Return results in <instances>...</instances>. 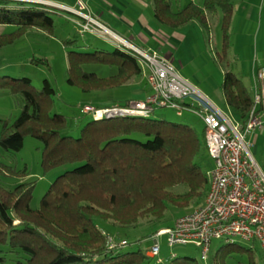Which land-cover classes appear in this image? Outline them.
I'll use <instances>...</instances> for the list:
<instances>
[{
    "label": "trees",
    "instance_id": "obj_1",
    "mask_svg": "<svg viewBox=\"0 0 264 264\" xmlns=\"http://www.w3.org/2000/svg\"><path fill=\"white\" fill-rule=\"evenodd\" d=\"M47 1L72 7L64 0ZM152 1L156 19L173 29L198 21L210 32V14L220 8L223 37L218 57L222 61L227 59L234 0H204L201 4L190 0L175 8V0ZM42 3L0 0V25L12 27L0 33V48L13 44L34 29L52 37L58 27L53 15L60 9L75 15L70 18L78 26L77 32L87 31L83 30L86 20L80 14ZM87 9L84 12L90 14ZM66 17L69 19L68 15ZM76 42L77 38L64 39L66 45H76ZM113 45V51L97 49L101 55L98 60L116 66L117 73L99 77L93 72H83L80 65L84 61L77 62L70 57L72 78L69 81L90 91L143 75L140 57ZM32 61L38 62L35 58ZM257 87L261 91L264 85L257 83L252 91L233 71H225L222 88L227 104L243 124L248 122L253 108L264 111V92L259 103L255 100ZM0 88H7L24 99L19 116L6 120L0 134V147L20 151L25 136L30 135L43 142L41 165L44 170L75 165L52 182L36 209L31 205L35 181L22 182L13 189L0 182L1 263H6L8 256L13 255L17 264H200L194 257L177 254L158 262L148 255V249L141 247L124 251L123 247L130 243L123 237L114 238L117 243L126 240V244L111 247L110 234L102 224L133 227L143 219L160 221L168 200L187 207L206 197L211 183L210 168L204 169L202 158L212 157L205 138V125L202 140L189 125L151 118L157 109L164 107L156 106L146 116L101 118L84 110L85 105L127 106L132 99L106 106L86 103L82 112L92 119L76 131L66 115L55 111L57 90L49 79H44L43 85L38 87L31 77L2 74ZM149 88L150 92L146 90L148 94L143 99L151 94L150 85ZM0 172L22 176V170L1 160ZM178 186H183L185 191H174ZM160 229L163 227L154 233ZM255 242L251 241L253 245ZM244 250L249 252L247 264H259L253 247L229 242L222 252L227 255ZM224 261L225 257H221L213 264H226Z\"/></svg>",
    "mask_w": 264,
    "mask_h": 264
},
{
    "label": "rangeland",
    "instance_id": "obj_2",
    "mask_svg": "<svg viewBox=\"0 0 264 264\" xmlns=\"http://www.w3.org/2000/svg\"><path fill=\"white\" fill-rule=\"evenodd\" d=\"M30 1L47 3V0ZM189 1L181 0V6ZM194 1L201 4L204 0ZM64 2L71 4L70 0H64ZM48 4L50 3L44 5L49 6ZM179 4L180 2L175 4L174 8ZM221 15L220 8L217 13L210 14V32L198 21L186 26L187 39L176 45L174 63L180 73L195 83L202 92L208 94L223 112L239 120L227 104L222 83L225 71L231 70L241 77L252 91L257 83L264 85V80L259 78L260 70H264V0H234L233 16L229 27L231 47L227 59L223 61L218 57L223 37ZM53 16L58 27L52 37L41 30L34 29L13 44L0 48V75L28 76L38 87L43 85L44 79H49L57 90L54 99L55 111L66 115L69 125L77 128L76 131L92 119L91 115L82 112V107L86 103L106 106L132 99L141 100L144 95L139 93L140 90L150 92L147 72L145 75L143 72V75L129 82L116 86L109 84L106 85L107 88L90 91H85L79 84H72L69 81L72 78L69 71L70 57H74L73 60L77 62L84 61L80 65L81 71L93 72L99 77H108L117 73L118 69L114 65L98 60L101 55L97 49L113 51L115 47L113 43L99 35L101 32L86 31L84 34L77 32L78 26L71 19L75 15L68 11L60 9L59 13ZM10 30L12 27L0 25V33ZM67 37L77 38L76 45H66L64 39ZM33 58L38 62H33ZM41 59L43 61L40 62ZM144 70L147 69L144 67ZM262 89L264 90V87ZM190 99L188 97V100ZM23 106L24 99L21 95L13 94L7 88H0V134L6 120L17 118ZM151 118L189 125L202 140L204 138L203 120L189 110H184L183 114H179L173 108H159ZM247 140L251 143L252 154L264 170V127L253 130L247 135ZM42 147L43 142L30 135L25 136L24 146L20 151H7L0 147V160L22 170L21 177L17 174L7 175L0 172V182L13 189L22 182L35 181L31 200L34 209L40 207L41 199L52 182L67 169L75 166L59 165L44 170L41 165ZM213 163L214 160L208 156L202 158L204 169L206 166L207 169L211 168ZM174 191L184 192L185 188L178 186L174 188ZM204 202L205 197L198 203L193 201L186 207L174 200H168L164 217L160 221L143 219L138 226L133 227H117L110 222H103L102 226L111 236L123 237L129 241L130 244L123 247L124 251H132L139 247L149 249L153 243L150 236L157 229L171 225L178 216ZM159 240L161 255L164 258L176 253L179 256L194 257L200 264H213L214 260L221 257H225L226 264H247L249 257V252L245 250L223 255L222 249L228 242L221 238L213 239L208 258L204 257L202 248L196 243L189 242L184 245L171 246L167 235L160 236ZM231 243H237L245 248L253 247L259 264H264V253L258 241L253 245L249 241L236 238ZM14 257L9 255L8 261L0 262V264H17Z\"/></svg>",
    "mask_w": 264,
    "mask_h": 264
},
{
    "label": "built area",
    "instance_id": "obj_3",
    "mask_svg": "<svg viewBox=\"0 0 264 264\" xmlns=\"http://www.w3.org/2000/svg\"><path fill=\"white\" fill-rule=\"evenodd\" d=\"M80 14L86 22L83 30L101 32V36L126 51L140 57L144 75L152 88L145 99L132 100L127 106L96 108L85 105L84 110L95 118L103 116H146L156 106L175 109L179 114L189 110L203 120L205 138L210 156L214 160L208 174L210 188L204 204L178 216L169 227L158 230L150 236L153 240L148 255L162 262L160 236L167 235L171 246L196 243L208 258L211 242L215 238L234 242L236 238L245 241H258L264 251V170L251 152V143L247 140L255 129L264 127V111L256 108L250 113L249 120L243 124L233 119L215 105L188 78L181 75L172 59L156 51L139 47L114 34L87 9L85 0H77L78 8L56 4ZM107 34V35H104ZM264 78V71H260ZM264 90L257 87L256 103L262 99ZM188 97L191 98L188 100ZM110 246L119 243L111 235ZM176 256V253L171 254Z\"/></svg>",
    "mask_w": 264,
    "mask_h": 264
},
{
    "label": "crops",
    "instance_id": "obj_4",
    "mask_svg": "<svg viewBox=\"0 0 264 264\" xmlns=\"http://www.w3.org/2000/svg\"><path fill=\"white\" fill-rule=\"evenodd\" d=\"M70 1L71 4L64 3L74 7L76 0ZM85 1L88 8L87 11L114 34L139 47L150 49L169 57L173 62L176 58V45L187 39L188 34L185 31L187 25L173 29L161 24L156 19L152 0ZM178 2L180 4L176 6L182 7L181 0H175L174 5ZM142 91L140 90L139 93L145 97L148 93L145 90ZM205 95L209 98L208 94ZM209 99L211 100V98ZM212 102L217 105L214 101Z\"/></svg>",
    "mask_w": 264,
    "mask_h": 264
},
{
    "label": "bare ground",
    "instance_id": "obj_5",
    "mask_svg": "<svg viewBox=\"0 0 264 264\" xmlns=\"http://www.w3.org/2000/svg\"><path fill=\"white\" fill-rule=\"evenodd\" d=\"M47 3H50V4H55L54 2H49V1H46Z\"/></svg>",
    "mask_w": 264,
    "mask_h": 264
},
{
    "label": "water",
    "instance_id": "obj_6",
    "mask_svg": "<svg viewBox=\"0 0 264 264\" xmlns=\"http://www.w3.org/2000/svg\"><path fill=\"white\" fill-rule=\"evenodd\" d=\"M55 5V4H54ZM55 6H58V5H55Z\"/></svg>",
    "mask_w": 264,
    "mask_h": 264
}]
</instances>
